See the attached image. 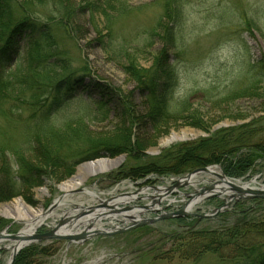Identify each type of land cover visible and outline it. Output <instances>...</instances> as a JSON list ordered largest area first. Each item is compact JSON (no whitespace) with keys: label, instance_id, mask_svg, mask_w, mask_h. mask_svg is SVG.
Returning <instances> with one entry per match:
<instances>
[{"label":"rangeland","instance_id":"1","mask_svg":"<svg viewBox=\"0 0 264 264\" xmlns=\"http://www.w3.org/2000/svg\"><path fill=\"white\" fill-rule=\"evenodd\" d=\"M17 1L23 3L26 0ZM122 1L126 3L127 13L120 18H114L110 37L112 50L116 54L120 51H139L138 56L135 53L129 52V54L136 57L140 65L149 67L162 47L159 40L152 35L163 17V0ZM183 1L185 16L182 27L183 48L170 53L171 64L179 74L175 100L179 102L181 98L187 97L188 108L201 118L202 127L191 126V121L184 120L186 115H182L179 120L171 121L160 132L156 131L152 122L146 119L150 109L149 102L136 88L134 81L125 75L122 66L116 60H112L111 54L106 53L100 44L101 39L97 34L99 29L107 35L104 31L106 26L104 19L96 15L95 21L92 22L90 10L85 7L86 2L70 0V5L75 9L74 25L81 38L76 46L70 44L67 47L72 55L70 58L75 68L87 70L86 86H90L95 81L102 87L78 91L77 96L81 95L80 100L83 103L73 106L69 114H72V119H77L78 114L88 115L92 112L90 110L88 113L92 106L91 101L95 103L100 99H107L109 101L107 118L104 121L86 120L89 125L87 128L89 139L102 143L113 139L124 144L131 141L130 149L138 152V158L129 153L110 155L108 152H102L96 159L80 163L72 174L66 175L62 170H50L44 167L48 164L46 160L42 161L45 159L42 149L44 146L48 147V143L45 142L42 146V142L31 140L29 127L24 125L27 114L20 119L10 117L1 119L0 151L6 152L8 163L12 164L13 154L16 151L36 149L34 155L28 154L26 158L34 167L41 168L44 172L39 174V177H42L39 187L30 189L17 185L15 190L16 193L20 191V195L13 197L6 195V201L0 202V234L12 236L21 232L24 225L17 222L16 217L26 213L28 209L44 213L53 211L51 210L53 204L63 196L61 187L88 164L99 161H121L120 165L107 172L87 176L81 183L78 193L70 197L72 202L77 204L82 201L87 204V201H90L88 196L85 195V198L82 196L88 191L102 195L105 201L116 200L118 204L117 197L128 199L148 187H168L174 184L175 180L203 169L199 168L180 175L164 174L158 168L166 153L176 151L182 145L214 141L216 138L224 137L222 134L227 131L238 130L258 120H264L262 99L244 97L232 100L226 97L232 91L247 86L250 80V67L264 60V0ZM33 8L36 16L41 19L52 15L51 4L36 5ZM243 17L253 20L255 26L248 28ZM22 52H25V44H22ZM87 117L88 120L93 118L92 115ZM56 119L59 124L63 120V115L57 116ZM129 131L130 136L127 135ZM79 142L73 141L71 146L66 148L70 154L76 153L80 148L77 145ZM137 144L139 146L136 147ZM82 149L85 147L82 146ZM153 165H158V168ZM150 167H155L154 172L150 174H143L145 173L143 170L139 173L143 176L131 175L132 170ZM212 167L219 168L222 175L239 187L241 186L238 183L251 184L254 181L256 189L264 187L262 161L256 165L251 174L244 177H230L224 173L220 165L204 168ZM197 176L204 177L194 186L175 189L167 201L162 203L160 214L181 210L190 200L186 196L195 195L197 190L209 187L216 179L214 177L207 179L208 175ZM4 181L5 176L0 172V187ZM4 191V195L8 194L6 189ZM227 191L232 196L238 195L230 190ZM149 192L150 190L147 191ZM10 193L13 192L10 190ZM254 201H256L254 198L228 199L227 194H223L220 197L209 198L194 207L190 216L182 221L180 219L162 221L151 226L137 227L120 235H96L84 243L38 242L25 249L35 247L47 251L45 255L31 257V264H256L264 258V200H259L261 203L256 206ZM90 204L94 205V208L100 203L94 200ZM147 204L148 201H139L127 205L118 204L116 207L121 210ZM249 207L251 210L247 211ZM222 208L223 212L215 214V210ZM234 212L241 214L237 215ZM245 212L249 222L243 217ZM7 213L12 214L14 218L7 217ZM232 213L234 216H231ZM62 215H55L53 219L47 220V223L38 229L37 234L50 232L54 224L57 226L63 220ZM77 215L79 214L72 213L67 225ZM145 215L155 217L154 214ZM203 215L213 217L199 220ZM236 216L240 217L237 219L240 220L239 223L238 221L234 223L233 219L236 220ZM91 217L87 216L83 220H90ZM79 219V223L82 224H79L76 230H83L85 221ZM91 223L94 230H99L102 226L101 230L115 232L117 229L126 228L125 225L130 226L131 221L123 224L103 220L100 224L93 221L87 224ZM187 226H194L200 232L225 231L220 250L209 251L204 255H198L192 247L177 251L179 241L175 240L173 246L169 235L185 230ZM235 227L236 229H233ZM249 227H253L250 233L247 231ZM139 229H142L138 232L140 236L130 234ZM259 229L262 231L258 232ZM11 242H7V245H13ZM146 245L151 246L139 260L138 254L135 253L138 255L137 258L131 256L133 251L145 248ZM11 255L12 252L7 248L0 250V264H9Z\"/></svg>","mask_w":264,"mask_h":264},{"label":"trees","instance_id":"2","mask_svg":"<svg viewBox=\"0 0 264 264\" xmlns=\"http://www.w3.org/2000/svg\"><path fill=\"white\" fill-rule=\"evenodd\" d=\"M162 3L163 17L152 35L159 40L162 47L149 67L140 65L137 58L129 54L135 53L138 56L139 51H120L116 54L112 50L111 28L115 17L120 18L127 13L125 2L87 1L85 7L90 10L92 22L95 21L96 15L104 19V31L107 35L99 29L97 34L101 39L100 44L106 53L111 54L110 58L122 66L125 75L134 81L136 88L149 102L150 109L146 119L152 122L155 130L160 132L171 121L179 120L182 115H186L184 120L191 121V126L199 128L202 127L201 118L189 110L188 98H179V102L175 100L179 74L170 60L171 51L183 48L184 1L163 0ZM44 4L52 5V15L41 19L34 13L33 7ZM74 11L70 0H26L23 3L17 0H0V120L7 117L20 119L27 114L24 125L29 127L31 140L42 142V146L45 142L48 143V147L44 146L42 149V155L45 156L42 161L46 160L48 164L44 167L62 170L66 175L72 174L80 163L96 159L102 152H108L110 155L129 153L138 158V152L131 151L129 140L124 144L117 139L104 143L89 139L87 121H104L107 118V99H100L95 103L91 101L92 106L89 105L88 113L90 110L92 112L88 115L78 114L77 119H72V114H69L73 106L83 103L80 100L81 95L77 96L78 91L102 87L95 81L86 86L87 70L75 68L70 58L72 55L67 47L70 44L76 46L81 40L74 25ZM243 19L248 28L255 26L253 20L245 17ZM22 44H25L24 53ZM249 78L247 86L232 91L226 97L232 100L255 97L264 102V60L250 67ZM59 115H63V120L58 124L56 118ZM90 115L93 118L88 120L87 116ZM127 135L130 136V131ZM222 135L224 137L208 143L199 141L182 145L178 150L166 153L159 168L158 165L153 166L164 174L180 175L199 168L220 165L226 175L244 177L251 174L259 162H264L263 119ZM73 141H80L77 144L80 148L76 153L70 154L66 148L71 146ZM82 146L86 150L82 149ZM34 153L36 149L16 151L12 164H9L6 152L0 151V172L5 176V181L0 187V202L6 201V195H20L21 192L16 193L15 190L17 185L30 189L39 187L42 181L39 174L44 171L34 167L26 158V155ZM155 167L132 170L131 175L143 176L139 174L143 170V174H150L154 172ZM4 189L8 194L4 195ZM254 203L256 206L261 202L256 200ZM249 210L251 207L247 211ZM246 212L243 217L249 222V217L245 216ZM234 213L231 216H234ZM238 218L240 217L236 216V220L233 219L234 223ZM182 220L184 219H180ZM185 228L169 235L173 246L175 240L179 241L177 251L192 247L198 255H204L209 251L220 250L225 231L200 232L194 226ZM252 229L253 227H249L248 233ZM141 230L130 234L140 236L138 232ZM261 231L262 229L258 230ZM46 253V250L35 247L25 249L17 256L14 264H31V257ZM256 264H264V258Z\"/></svg>","mask_w":264,"mask_h":264},{"label":"bare ground","instance_id":"3","mask_svg":"<svg viewBox=\"0 0 264 264\" xmlns=\"http://www.w3.org/2000/svg\"><path fill=\"white\" fill-rule=\"evenodd\" d=\"M120 160H116V161H110V162H106V161H99L96 163H92V164H88L87 166H85V168H82L79 170L78 174L73 177L70 181H68L66 184H64L61 187V190L63 192V196L61 198H59L57 201H55V203L53 204L51 210L53 209V211L48 212V213H44V212H34L30 209L27 210L26 213H23L22 215H19L18 217H16V221L23 224L24 228L21 231L22 236H32L35 233H37L38 229H40L45 223H47V220L49 219H53V217L55 215H62L63 219L65 218H72V213H76V214H81L85 211H87L90 208H93L94 205H91L90 203L93 202L94 200H97L100 204L98 206H95L94 208H96V210H98L96 213L99 214L100 216L103 215V217H105L106 215H111V216H115V218H119L121 217L119 215V212L117 210L118 204H126L127 202H129V204H132L130 202V200L132 201V199L136 196V195H132V197L125 199V198H118V204L115 202L116 200H107L105 201L104 199H102V195H97L95 192H84L83 196L85 198V195L88 196L90 201H87V204L85 202L82 203V201H80L79 203L75 204L74 202H72V200L70 199L71 196H73V194L78 193L77 191L80 189L81 187V183L83 182V180L85 178H87V176H93L99 173H103V172H107L115 167H117L118 165H120ZM202 175H208L207 179H211V178H216L213 183L210 185H215L216 187V191H214L215 193H220L221 196L225 193L229 194L227 189L228 185L226 184L228 181L232 183L231 180L229 179H220L219 177H217V175L220 176H224L221 174V171L219 168H211L210 169V173H203L200 174ZM204 176L200 177V176H193L191 179L181 181V184H188V185H196L199 183L198 180H201ZM255 181L252 182L251 184H239L243 189L245 190H254L255 188ZM210 194H213L212 192H209L207 194H205L204 196H200V198L198 200H194L192 202L191 205L188 206V212L193 211L194 207L201 205L202 202H204V198L209 196ZM117 196V195H115ZM68 206V207H67ZM72 209V211H70ZM63 210V211H62ZM62 211V212H60ZM8 215H6L9 218H14L12 214L7 213ZM129 214V216L133 217L135 220H139L142 217V213L141 211L138 210H130L127 211L126 213L122 214L127 215ZM95 218L93 217L92 219H96L95 223H101L99 220V216L97 217L96 215H94ZM61 218V217H60ZM80 218V217H79ZM76 218L74 220H72L70 222V224L66 225L64 228H62L59 233H63L66 235H78L80 234V230H76V227L79 226V221ZM122 219V218H119ZM85 220H83L84 222ZM82 224V223H81ZM80 224V225H81ZM84 224V223H83ZM55 225V224H54ZM54 225L52 227H54ZM90 227L91 230H93V227L88 225ZM102 226H100L99 230L101 232ZM99 230H93L94 231H99ZM76 231V232H75ZM75 232V234H74ZM7 242L10 241H4L3 243L0 244V250H4L7 248L8 251L13 252V249H15V242H11L13 245H7ZM6 245V246H5ZM6 247V248H5ZM9 248V249H8ZM23 251V250H22ZM21 251V252H22ZM20 252V253H21ZM19 253V254H20ZM18 254V255H19ZM17 258V257H16Z\"/></svg>","mask_w":264,"mask_h":264},{"label":"water","instance_id":"4","mask_svg":"<svg viewBox=\"0 0 264 264\" xmlns=\"http://www.w3.org/2000/svg\"><path fill=\"white\" fill-rule=\"evenodd\" d=\"M203 173H210V169L203 168V169L197 170L193 174L187 175L184 178L175 180V183L173 184V186L169 187L165 194L159 195L158 197H151V199L153 200V203L151 206H144V207H140V208L143 209L144 211H151L153 213L158 212L159 210L150 209V207L154 208L156 205H159L161 203V200L166 195L174 192L175 189H179V188L188 186V184L182 185L181 181L185 182V180L191 179L193 176L200 175ZM217 177H219L220 179L221 178L226 179L225 176L217 175ZM226 184L228 185V188H229L227 190H230V192H234V193L238 194L237 196H231L230 195L229 198L235 197V198H239V199L241 198V199H247V200L254 198V199L264 200V187H262L261 190H255V189L254 190H250V189L245 190L242 187L235 185L233 182L231 183L228 181ZM238 184H240V183H238ZM154 190L158 191L157 188H154ZM214 191H216L215 185H212L209 187H204L200 191H197L195 195H189L188 198L190 200L185 204V206L181 210L174 212V213H165L163 215L158 216L156 219H149V220L146 219L143 221H134L132 219V217H130L128 215H124V216L122 215L123 213H126L127 211L133 210L131 207L124 208L121 210L117 209L119 212V215H121L124 218L131 220L132 225L128 226L126 228H123V229H117V231H115V232L94 231V232L90 233L89 232L90 227L87 225L85 227V229L83 231H81V233L78 235H76V234L75 235H66L63 233H59V231L67 225V222L70 221V218H65L57 226H54V228L50 232L44 233V234L35 233L34 235L28 236V237L22 236L21 232H19L17 235H12V236H5L3 234H0V244L3 243L4 241L15 242L16 246H15V249H13V252L11 255V261L9 262V264H13L16 257L18 256V254L22 250H24L26 247H28L32 244L38 243V242L66 241L69 243H83V242H86L91 237H93V235H104V236L120 235V234H124L130 230H133L137 227L144 226V225H151V224L158 223L160 221L172 220V219H181V218L188 217V216H190V212L187 211L188 206L191 205L194 200H198L200 198V196H204L205 194H207L209 192L213 193V194H210L209 196L205 197L203 199L204 201L209 199V198L221 196L220 193H215ZM137 194H135V195H137ZM95 211H96V208H90L87 211L75 216L73 218V220L76 218H79V217H80V219H84L87 216L95 215L97 212V211L96 212ZM102 216L103 215H101V216L99 215V217H102ZM208 218H211V216L206 215V216L200 217V219H208Z\"/></svg>","mask_w":264,"mask_h":264}]
</instances>
